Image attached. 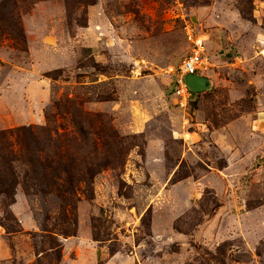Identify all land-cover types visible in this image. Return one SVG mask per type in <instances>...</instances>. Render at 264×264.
Masks as SVG:
<instances>
[{
    "label": "rangeland",
    "instance_id": "rangeland-1",
    "mask_svg": "<svg viewBox=\"0 0 264 264\" xmlns=\"http://www.w3.org/2000/svg\"><path fill=\"white\" fill-rule=\"evenodd\" d=\"M0 179V264H264V0H0Z\"/></svg>",
    "mask_w": 264,
    "mask_h": 264
},
{
    "label": "built area",
    "instance_id": "built-area-1",
    "mask_svg": "<svg viewBox=\"0 0 264 264\" xmlns=\"http://www.w3.org/2000/svg\"><path fill=\"white\" fill-rule=\"evenodd\" d=\"M186 39L189 44V51L180 66L176 91L183 103H187L191 96V91L185 83L184 76L187 74H205L211 66L206 53L207 44L203 35L197 34L193 29L188 28Z\"/></svg>",
    "mask_w": 264,
    "mask_h": 264
},
{
    "label": "water",
    "instance_id": "water-1",
    "mask_svg": "<svg viewBox=\"0 0 264 264\" xmlns=\"http://www.w3.org/2000/svg\"><path fill=\"white\" fill-rule=\"evenodd\" d=\"M184 80L188 88L193 93H202L212 88V81L202 74H187Z\"/></svg>",
    "mask_w": 264,
    "mask_h": 264
},
{
    "label": "trees",
    "instance_id": "trees-1",
    "mask_svg": "<svg viewBox=\"0 0 264 264\" xmlns=\"http://www.w3.org/2000/svg\"><path fill=\"white\" fill-rule=\"evenodd\" d=\"M191 95H192V97H194V96H196L197 95V93H193V92H191ZM3 182V179H0V184ZM1 188H3L4 190H6V187H4L3 185H1L0 186V189Z\"/></svg>",
    "mask_w": 264,
    "mask_h": 264
},
{
    "label": "bare ground",
    "instance_id": "bare-ground-1",
    "mask_svg": "<svg viewBox=\"0 0 264 264\" xmlns=\"http://www.w3.org/2000/svg\"><path fill=\"white\" fill-rule=\"evenodd\" d=\"M203 75V74H202Z\"/></svg>",
    "mask_w": 264,
    "mask_h": 264
}]
</instances>
